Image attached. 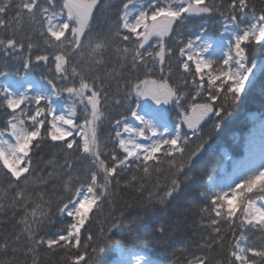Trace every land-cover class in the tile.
<instances>
[{"label":"snow or ice","instance_id":"snow-or-ice-1","mask_svg":"<svg viewBox=\"0 0 264 264\" xmlns=\"http://www.w3.org/2000/svg\"><path fill=\"white\" fill-rule=\"evenodd\" d=\"M258 49L264 0H0V264H100L116 232L168 241L170 223L139 213L180 211L264 74ZM240 171L196 189L193 238L173 264H264V158Z\"/></svg>","mask_w":264,"mask_h":264},{"label":"trees","instance_id":"trees-1","mask_svg":"<svg viewBox=\"0 0 264 264\" xmlns=\"http://www.w3.org/2000/svg\"><path fill=\"white\" fill-rule=\"evenodd\" d=\"M113 3L118 4L119 0H112ZM110 12H98L96 19L93 21V33L102 31L104 26V17L110 16ZM202 23L199 18H195L189 27L192 32H186L185 35H195L198 32V26ZM211 34L217 35L215 29L212 27L213 21L208 22ZM171 44V41H168ZM256 59L259 62L264 60V49H258ZM40 72L32 74L33 79L39 80ZM15 79V77H14ZM67 94L61 100L66 99ZM171 119L175 120V113L170 111ZM208 125L205 126L207 131ZM264 129V74L256 71L254 74V85L247 90V94L243 97L242 103L234 111L233 116L230 118V123L223 130V133L216 140L213 145L210 155L204 157L197 164L196 180L192 194L187 196L181 201L180 211L175 208L169 207L160 210L154 215L149 213L145 216L143 211H140L142 217L141 223L150 226L153 220L163 219L172 225L173 231L168 241L163 244H153L150 247L144 245L142 242L134 241L132 238L127 237L126 233L116 232L112 237L114 241H120L118 246L108 245L105 252L100 256V264H111L119 255V250L123 252L144 255L153 260L154 264H173V261L180 257L179 249L185 246L188 239L193 238V229L188 228L187 225L196 216L195 204H199V200L195 199L197 196L196 189L203 190L208 184V175L211 174L217 184L223 185L225 180L233 174L234 164L240 161L245 156L252 144L257 140L259 133ZM112 128L108 123L101 127V135L106 136L112 132ZM112 145L109 144V148ZM51 151L48 147L44 149L47 154ZM162 179V178H161ZM163 182V181H162ZM124 199L131 200V194L127 191L121 193ZM122 206V205H118ZM135 209L132 214L125 212V223H128L133 215L136 214ZM111 221H108L110 223ZM107 227V225H105ZM92 230L96 231V226L93 225ZM111 235V234H110ZM200 238V230H195V239ZM250 242H256L254 238Z\"/></svg>","mask_w":264,"mask_h":264},{"label":"rangeland","instance_id":"rangeland-1","mask_svg":"<svg viewBox=\"0 0 264 264\" xmlns=\"http://www.w3.org/2000/svg\"><path fill=\"white\" fill-rule=\"evenodd\" d=\"M71 102L68 100H60L57 102L56 107L57 111L63 110L65 107L68 106ZM150 103V101H149ZM167 107V106H165ZM135 123V122H134ZM264 158V129L261 133H259V136L257 140L252 144L247 152V154L240 160L235 162L234 168H233V174L229 176L231 179L237 178L241 173V168L246 167L249 162H255L256 164H259ZM227 178V180L229 179ZM226 181V180H225ZM122 253L124 254V258L131 260L132 257L136 254L134 253H128L123 252V250H119V255L117 256L116 260L112 264H118V262L121 259Z\"/></svg>","mask_w":264,"mask_h":264}]
</instances>
